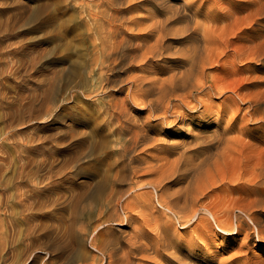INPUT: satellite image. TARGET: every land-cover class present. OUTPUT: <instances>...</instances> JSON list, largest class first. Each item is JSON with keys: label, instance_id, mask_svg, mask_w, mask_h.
<instances>
[{"label": "bare ground", "instance_id": "bare-ground-1", "mask_svg": "<svg viewBox=\"0 0 264 264\" xmlns=\"http://www.w3.org/2000/svg\"><path fill=\"white\" fill-rule=\"evenodd\" d=\"M73 1L77 4L82 3L83 12L90 21L86 28L87 35L93 38L90 73L97 74L96 89L101 90L99 91L101 97L106 101L105 120H99L98 115L92 121L89 119L91 132L84 145L86 148L83 147L85 152L83 163H79L80 160L68 161L63 153V147L60 149L56 145H50L51 143L45 147L49 142L48 137L37 134L35 140L38 143L33 150L35 155L32 158L30 156L19 158V165L11 184L0 181V264H134L138 257L145 259L152 252L155 257H163L161 250L167 247L166 241L150 237L144 228H139L132 222L134 216H143L147 213L146 206H142L140 200V203L136 201L140 196H144L143 193L135 195V192L147 186L153 189L160 187L163 181L175 172L187 144L183 142L170 145V149L164 151L160 158L163 162L153 166L158 175L152 179L150 177L146 182L136 176V167L133 164L138 163L139 159L133 154L138 147L144 148L152 140H156L152 136L155 126L163 125L166 127L165 133L175 135L168 129L181 128L187 120L194 121L200 118L203 121L201 124L215 128L211 136L205 139V159L200 163L201 166L191 173L190 182L206 184L208 182H205V179L210 174V169L207 168L203 172V164L205 163V166L211 164L215 168L226 164L230 148L238 139L229 136L228 133L232 132V129L230 126L228 128L222 126V121L228 111L231 112L229 121L237 117L240 106L230 107L228 111L221 109L215 113L211 101H208L213 98L211 97L213 92L221 95L226 90L221 85L211 82V75L206 71L210 67L220 66V61L226 53L222 46L220 49L213 47L215 39L220 40L222 37L214 35L216 28L210 22H196L193 25L188 23L180 28L170 26L167 21L154 20L141 27V23H137L132 14L143 10V7L135 0ZM151 1L156 4V13L172 11L174 6H167L169 0ZM192 3L193 0L179 3L176 14L182 12L190 18L189 12L186 11H189L188 6ZM46 7L38 6L32 18L34 26L39 29L44 26L50 35L49 29L53 25H59L60 31L65 32L67 37L65 54L70 55V50L73 49L77 51L79 46L75 45L76 38L82 37V31L80 26L74 23V15L66 16L63 10L57 24L58 15L46 11ZM193 14L197 16V10ZM149 17L156 18L151 15ZM135 30L143 31L144 34L139 35ZM180 33L185 34L188 43L194 41L195 44L184 46L185 54L180 57L169 58L175 65L171 68L164 64L167 62L162 60V56L167 54L172 57L178 54V51H170L172 45H166L165 41L169 34ZM7 47L8 43L0 41V119L5 123V129H8L6 134L9 139L11 119L17 113L24 114L27 110L30 119L21 123L30 122L33 120L34 111H40L46 105L44 116L49 117L51 109L48 105L50 103L55 105L60 99L63 101L64 97L58 99L59 93L68 89L70 85L64 84L57 88L50 76L41 75L37 79L40 88L24 90L21 87H14L12 90L7 81L17 80L23 72L36 71L39 52L27 53L30 56L24 59L10 50L2 53L1 50ZM153 59L162 60L163 64L147 65V62ZM132 70L137 74H131ZM170 70L175 71L166 79L148 77V73L162 74ZM119 72L125 75L124 79H114ZM68 73L79 78L75 84L77 89L84 88L87 83L86 77L82 72L77 73L76 62H73ZM124 91L125 95L117 98V94ZM201 93L203 94L198 96ZM200 105L203 110L199 117H196L194 114L199 111ZM142 109L148 112L147 116L137 115ZM106 125L109 131L104 134ZM114 146L117 148L114 149ZM179 146H182L183 153L180 149L178 158L169 161L172 151ZM162 147L164 146L161 145ZM49 150H53L52 155L46 152ZM2 160L3 156H0V161ZM72 175L88 176L87 181L77 183L72 179ZM212 178L213 176H210V180ZM202 183L198 185L199 190L204 186ZM139 191L141 192V189ZM203 191L197 193L203 194ZM133 193L134 195H131ZM148 197L151 200V197ZM197 198L198 196H192V202ZM133 201L136 203L133 204ZM156 203L160 214H164L161 221L165 219V222H169L168 225L172 226L187 217L179 215L176 202L165 195L156 196ZM203 211L208 217L216 218L208 208H203ZM195 216L196 213L191 218ZM190 220L184 221L183 227H187L191 223ZM159 223L157 222V226ZM118 224L126 228L129 226V230L124 231L122 236H118L114 228V225ZM205 226L202 228L205 229ZM162 231H166V228L164 227ZM87 243L97 252L96 255L92 254ZM182 243L179 241V247H182ZM194 248L189 244L188 252L194 254ZM167 264L172 263L167 260Z\"/></svg>", "mask_w": 264, "mask_h": 264}, {"label": "rangeland", "instance_id": "rangeland-1", "mask_svg": "<svg viewBox=\"0 0 264 264\" xmlns=\"http://www.w3.org/2000/svg\"><path fill=\"white\" fill-rule=\"evenodd\" d=\"M135 1L140 2L143 7V10L132 14L137 23H141V27L157 20L167 21L170 26L180 28L188 23L193 25L196 22H210L216 28L214 35L221 36L220 40L224 41L225 39V41L221 42L216 38L213 47L220 49L222 46L226 53L220 61V66L210 67L206 71L211 75V82L221 85L226 90L221 95L213 92L211 94L213 98L208 101H211L215 113L221 109L228 111L230 107L237 108L238 106H240V111L232 121H229L231 112L228 111L222 121V126L226 128L230 126L232 129V132L228 133L229 136L238 139L230 148L226 164L217 168L211 164L208 166L203 164V172L207 168L210 169V174L205 179V182H208L206 184L190 182L191 173L201 166L200 163L205 159V139L207 140L211 136L215 128L211 125L204 126L201 124L203 121L200 118H196L194 121L187 120L181 128L168 129L176 136L165 133L166 127L163 125L155 126L152 136L156 140H152L144 148L138 147L135 151L133 155L139 159L138 163L133 164L136 167V176L146 182L150 177L152 179L158 175L153 166L163 162L160 158L164 155V151L170 149V145L183 144V142L187 144L184 153L182 146L172 151L169 161L177 159L181 151L183 156L175 167V172L166 178L160 187L153 189L147 186V188H140L141 192L140 189L135 192V195L143 193L144 196H140V199L137 198L136 201L140 200L141 205L146 206L147 213L143 216H134L132 222L139 228H144L150 237L166 241L167 247L161 250L163 257H155L152 252L145 259L138 257L134 264H167V260L172 264H264V0H193V3L188 6L189 11H186V13L189 12L191 19L182 12L176 14L180 6L179 3L184 0H169L167 6L174 5L172 7L174 10L164 13H156V4L151 0ZM81 4H77L73 0H0V41L8 43V47L1 52L5 53L10 50L24 59L29 58L30 55L27 53L39 52L36 71L23 72L20 78L15 81H7V84L12 87V90L14 87L34 90L41 87L37 84V79L41 75H45L52 78V83L57 88L64 84L70 85L69 91L66 89L59 93L58 99L64 97L63 101L60 99L57 104L50 103L48 105L51 109L49 117L44 116L46 105L40 111H34L33 120L30 122L21 123L23 120L30 119V113L27 110L24 114L17 113L11 119L9 139L6 134L8 129H5V123L0 119V156H3V160L0 161V181L2 183L11 184L14 181L20 157L30 156L32 158L35 155L33 150L38 143L35 140L37 134L48 137V144L41 146L48 147L47 145L51 143L50 145H56L57 148L63 147V153L67 156L68 161L80 160L79 163H83L84 148H86L84 145L91 132L89 119L92 121L98 115L99 120H105L104 104L106 101L101 97L102 94L99 92L101 90L96 89L98 88L97 74L90 73L93 38L86 33L90 21L83 12ZM39 5L47 6L46 11L58 15L57 24H59L63 10L66 16L74 15V23L78 24L82 31V37L76 38L75 45L79 46L77 51L73 49L70 50V55L65 54L67 37L65 32L60 31L59 25H53L49 29L51 30L50 35L45 31L44 26H41V29L34 26L32 18ZM195 10H197V16L193 14ZM150 15L156 16V18L152 19L149 17ZM16 17L17 21H15ZM135 33L144 34L143 31L137 32V30ZM165 42L166 45H172L170 51H178V54L172 57L167 54L162 56V60L167 62L164 64L171 68L175 65L169 58L180 57L185 54L184 46L195 44L194 41L188 43L185 34L181 33L169 34ZM223 44L226 46L224 47ZM87 48L88 51H86ZM162 60L153 59L148 61L147 65L163 64ZM73 62L77 64V73L82 72L86 77L87 83L84 88L77 89L75 84L79 78L72 77L68 73ZM173 71L170 70L162 74L148 73V77L166 79ZM131 74L135 75L137 72L132 70ZM124 77L125 75L119 72V75L114 79H124ZM122 93L117 94V98L123 97L126 91ZM202 94H198V96ZM198 108L199 111L194 114L196 117H199L203 110L201 105ZM137 115L145 117L148 112L142 109V112ZM104 128L105 134L109 128L107 125ZM113 139H115L114 136ZM60 143L63 144L60 145ZM161 145L164 147L161 148ZM116 148L114 146V149ZM52 151L46 152L48 155H52ZM151 174L153 176H147ZM210 176H213L211 180ZM87 177L72 175V179L77 183L87 181ZM212 181L216 185H213ZM200 183L204 186L199 190ZM202 190H204L203 194L197 193ZM158 195H165L171 201L176 202L179 215L187 217L172 226L168 225L169 222H165V219L162 220L163 223L161 218L164 217V214H160L156 203ZM148 196L151 197V200ZM192 196H198L199 199L192 202ZM210 197L211 199H209ZM152 206H155V209ZM203 208L212 211L216 218L208 217ZM157 212L159 213L157 214ZM195 213L196 216L191 218ZM189 219L192 220H190L191 223L187 227H183L184 221ZM169 220L172 221V219ZM157 222L161 223L157 226ZM119 225H114V228L118 236H122L124 231L129 230V226L127 225L126 228V226ZM203 226L205 229L202 228ZM164 227L166 231L163 232ZM179 241L183 242L182 247H179ZM188 243L195 247L194 254L188 252ZM87 245L91 249L89 243ZM91 251L93 255L97 254L95 250L91 249Z\"/></svg>", "mask_w": 264, "mask_h": 264}]
</instances>
